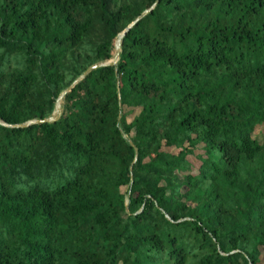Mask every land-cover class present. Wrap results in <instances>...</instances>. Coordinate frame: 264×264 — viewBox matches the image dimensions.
Here are the masks:
<instances>
[{"label":"trees","instance_id":"trees-1","mask_svg":"<svg viewBox=\"0 0 264 264\" xmlns=\"http://www.w3.org/2000/svg\"><path fill=\"white\" fill-rule=\"evenodd\" d=\"M152 7L0 124V264H264V0H0V121Z\"/></svg>","mask_w":264,"mask_h":264},{"label":"water","instance_id":"water-1","mask_svg":"<svg viewBox=\"0 0 264 264\" xmlns=\"http://www.w3.org/2000/svg\"><path fill=\"white\" fill-rule=\"evenodd\" d=\"M154 7H152L150 10H147L145 11L141 17H139L133 24H131L117 39L116 41V45H115V54H114V57L111 61L109 62H105V63H98L92 67H90L87 71L84 72V74L78 79L76 80L60 97L59 99L57 100V103H56V108H55V111L54 113L52 114V116H50L49 118L47 119H44V120H34V121H30V122H27L25 124H21V125H15V126H9V125H6L4 123H2L0 121V124L3 125V126H6V127H12V128H28L32 125H35V124H46V123H53V122H56L58 121L61 116H62V113H63V99H64V96L66 94H68L69 92L72 91V89L79 83L81 82L89 73H91L93 70H96V69H99V68H102V67H106V66H111V67H117V64L119 62V59H120V55H121V52H122V40L124 38V36L127 34V32H129L131 30V28L139 21L141 20L144 16H146L148 13H150L152 10H153ZM121 119V117H119V120ZM129 144L131 146H133V142L129 139ZM136 160H137V154H136Z\"/></svg>","mask_w":264,"mask_h":264},{"label":"rangeland","instance_id":"rangeland-1","mask_svg":"<svg viewBox=\"0 0 264 264\" xmlns=\"http://www.w3.org/2000/svg\"><path fill=\"white\" fill-rule=\"evenodd\" d=\"M129 121H131L130 118ZM254 137L259 141L260 144L264 145V126H259L258 128H256L254 132ZM196 154H202V152H196ZM192 162H193V173H198V169L200 166L199 160L193 159Z\"/></svg>","mask_w":264,"mask_h":264}]
</instances>
